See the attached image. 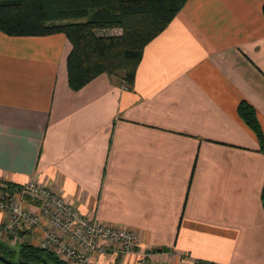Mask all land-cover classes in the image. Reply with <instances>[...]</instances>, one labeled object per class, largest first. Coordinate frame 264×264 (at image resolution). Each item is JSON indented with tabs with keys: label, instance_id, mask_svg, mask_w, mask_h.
I'll use <instances>...</instances> for the list:
<instances>
[{
	"label": "crops",
	"instance_id": "1",
	"mask_svg": "<svg viewBox=\"0 0 264 264\" xmlns=\"http://www.w3.org/2000/svg\"><path fill=\"white\" fill-rule=\"evenodd\" d=\"M262 3L187 0L129 86L100 74L74 91L64 34L0 31V182L45 183L136 232L100 264H264V154L237 112L251 104L264 134Z\"/></svg>",
	"mask_w": 264,
	"mask_h": 264
},
{
	"label": "trees",
	"instance_id": "2",
	"mask_svg": "<svg viewBox=\"0 0 264 264\" xmlns=\"http://www.w3.org/2000/svg\"><path fill=\"white\" fill-rule=\"evenodd\" d=\"M187 0H0V31L12 36L62 33L71 48L67 82L76 91L100 74L132 85L145 45L162 32ZM264 17V0L262 3ZM114 30V33L106 31ZM237 112L255 133L264 154V134L254 107L242 100ZM1 183V182H0ZM6 186L10 183L2 182ZM264 211V182L260 191ZM0 253L31 264H68L52 251L0 239ZM0 264H4L0 262Z\"/></svg>",
	"mask_w": 264,
	"mask_h": 264
},
{
	"label": "built area",
	"instance_id": "3",
	"mask_svg": "<svg viewBox=\"0 0 264 264\" xmlns=\"http://www.w3.org/2000/svg\"><path fill=\"white\" fill-rule=\"evenodd\" d=\"M0 210L7 216L0 232L10 243L37 230L36 245L68 264H100L91 259L94 254L104 253L110 246L129 252L138 242L134 230L81 214L60 192L37 181L11 186L0 183Z\"/></svg>",
	"mask_w": 264,
	"mask_h": 264
},
{
	"label": "water",
	"instance_id": "4",
	"mask_svg": "<svg viewBox=\"0 0 264 264\" xmlns=\"http://www.w3.org/2000/svg\"><path fill=\"white\" fill-rule=\"evenodd\" d=\"M0 262H2L4 264H31L29 262L19 260V259L15 260V261L10 260V259L6 258L4 255H2L1 253H0Z\"/></svg>",
	"mask_w": 264,
	"mask_h": 264
},
{
	"label": "rangeland",
	"instance_id": "5",
	"mask_svg": "<svg viewBox=\"0 0 264 264\" xmlns=\"http://www.w3.org/2000/svg\"><path fill=\"white\" fill-rule=\"evenodd\" d=\"M106 32H108V33H114V30H109V31H106ZM3 238H4V241H8L9 240V237L8 236H4ZM18 242H21V240L16 241L14 244H16ZM9 243H10V241H9ZM14 244H10V245L14 246ZM10 260L15 261V260H17V258L15 256H13V257H10Z\"/></svg>",
	"mask_w": 264,
	"mask_h": 264
}]
</instances>
